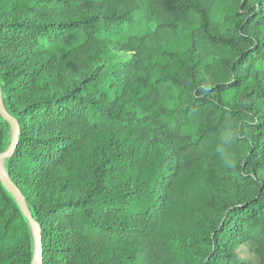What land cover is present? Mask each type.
I'll return each instance as SVG.
<instances>
[{
    "label": "trees",
    "instance_id": "1",
    "mask_svg": "<svg viewBox=\"0 0 264 264\" xmlns=\"http://www.w3.org/2000/svg\"><path fill=\"white\" fill-rule=\"evenodd\" d=\"M235 2L0 0V12L5 7V11L17 14H77L80 8L96 6L112 10L103 16L41 26L26 17H11L0 22V41L6 50L11 48L10 40L43 51L71 46L67 55L72 60H85L102 33L99 26H119L145 17L198 21L194 32L210 47L232 48L243 41L252 45L238 62L228 66L222 74L225 81H193L186 85L171 71L154 64L142 66L149 81H153L151 96L156 100L144 118L132 115L124 106H102L99 100L86 96L85 81L60 98L40 99L23 106L16 97L34 85L38 70L28 72L18 66L3 69L0 64L2 98L7 111L20 125L17 147L6 160L7 175L23 194L41 228V264H95L92 258L77 254L88 250V254L99 255L103 253L101 248H106L110 256L104 253L100 264H220L218 258L222 253L227 254L247 240L258 244L264 264V187L258 186L250 174L251 167L264 170V145L256 136L264 125V117L259 119L261 114H257L264 105L240 107L237 95L242 81L237 73L244 68L264 70V43L246 35L264 28V16L254 6L243 19ZM144 45L145 38L134 36L130 40L131 51H141ZM195 65L192 63V68ZM210 91L220 97H212ZM47 126H84L140 139L147 134L166 136L172 152L195 168L196 184L181 179L172 185V180L166 183L172 176L160 155L133 161L118 154L112 160L115 166L103 169L105 163L111 164L108 159L93 168L76 154L82 136L60 133L49 138L44 136ZM11 141L9 124L0 116V154ZM40 170L59 173L68 183H81L82 195L71 199L59 195L46 200V204L31 199L21 190V184ZM111 171L117 175L115 183L107 179ZM230 187H257L258 191L240 199L227 192ZM163 190L167 192L166 202L159 201ZM219 213L225 214L224 220L209 236L193 234L195 219ZM32 262L31 228L0 179V264Z\"/></svg>",
    "mask_w": 264,
    "mask_h": 264
},
{
    "label": "rangeland",
    "instance_id": "2",
    "mask_svg": "<svg viewBox=\"0 0 264 264\" xmlns=\"http://www.w3.org/2000/svg\"><path fill=\"white\" fill-rule=\"evenodd\" d=\"M75 1L70 0L72 3ZM235 1L233 4L240 9L243 19L249 15L254 6L264 16V0ZM82 4L84 5V2ZM6 9L4 7V11L0 12V22L11 19V17L19 19L26 17L40 26L69 23L89 16H103L112 12L110 9L97 6L80 8L78 9L80 12L77 14L51 11L39 14H29V12L17 14L14 11L7 12ZM197 22H177L162 17H145L137 18L136 22L119 26L112 24L103 28L99 26L102 33L88 51L85 60H72L67 55L68 51L72 49L71 46H55L50 50L43 51L10 40L11 48L6 50L2 49L4 44L0 41V64L3 69L7 66H18L27 69L28 72L38 70L39 74L37 72L34 85L30 87L29 91L16 97L21 100L23 106L40 99L60 98L62 95L72 92L76 85L85 81L86 96L99 100L102 106L116 109L124 106L132 115L136 114L140 118H144L150 114L156 100L151 96L153 81H149L142 66L154 64L161 69L171 71L178 75V79L183 80L186 85L192 84L193 81L208 84L211 80L225 81L222 74L228 70V66L238 62L242 53L252 47L250 41L236 42L232 48L224 45L210 47L194 32V28L199 26ZM246 35L253 38L254 41L264 43V28L248 31ZM134 36L145 38V45L141 51H131L130 40ZM8 43L5 44L8 45ZM7 58L10 59L5 64ZM192 63L196 64L193 68ZM191 69H193V73L189 72ZM185 72L189 75L186 76ZM237 75L240 76L239 79H242L241 86L237 89L240 107L253 106L255 108L256 105H264L262 98V95L264 96V70L244 68ZM208 94L214 98L220 97L212 91ZM257 114H261L259 119L263 118L264 108L261 107ZM9 130L12 134L10 125ZM60 133L62 136H82L76 154L86 164H92L93 168L101 166L108 159L111 164L105 163L103 169H105L104 166H115L112 160L118 154L126 155L129 160L133 161L142 159L144 156L149 157L151 154L160 155L161 158H165L172 176L166 180V183L172 180L170 183L172 185L181 179L182 182L188 183L190 180L191 185L196 184L195 168L186 165L172 152V144L166 136L147 134L140 139L129 134H112L107 130L88 129L84 126L66 129L47 126L44 136L54 138L58 137ZM256 136H259V142L264 145V125ZM2 167L3 171L8 174L6 161L3 162ZM250 174L258 181V186L264 187V170L251 167ZM105 176L107 177L106 173ZM107 179L115 183L117 175L111 171ZM81 185V183H68L59 173L54 174L48 170L43 173L40 170L35 176L21 184V190L31 199H39L42 200V204H46V200L59 198V195L64 199L79 198L83 193ZM218 189L220 190V188ZM166 190L159 194L160 202H166ZM257 191V187H230L227 189L230 195L240 199L254 196ZM224 215V213H219L195 219L192 223L193 234L209 236L214 228H218L222 224ZM32 235L34 259L36 244L33 231ZM101 250L103 253H99V255H92V252L88 254V250H86L79 252L77 256L85 255L84 259L92 258L95 264H100L104 259V253L106 256H110L106 248H101ZM218 261L220 264H263L258 244L249 240L244 241L227 254L222 253ZM115 262L118 261L114 260Z\"/></svg>",
    "mask_w": 264,
    "mask_h": 264
},
{
    "label": "water",
    "instance_id": "3",
    "mask_svg": "<svg viewBox=\"0 0 264 264\" xmlns=\"http://www.w3.org/2000/svg\"><path fill=\"white\" fill-rule=\"evenodd\" d=\"M0 116L4 121H6L12 128V141L10 146L0 154V179L4 186L10 191V193L15 198L19 208L22 211L23 216L26 218L29 226L31 227L36 244V255L33 259L32 264H41L43 257V247H42V231L39 224L34 220L32 213L26 203V200L18 189V187L12 182V180L8 177V175L3 171L2 164L4 161L9 159L15 152V149L18 144L19 135H20V125L18 121L9 114L7 111L2 94L0 91Z\"/></svg>",
    "mask_w": 264,
    "mask_h": 264
}]
</instances>
